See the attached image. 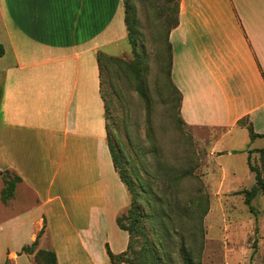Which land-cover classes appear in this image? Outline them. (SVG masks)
<instances>
[{
	"label": "crops",
	"instance_id": "0c3cea01",
	"mask_svg": "<svg viewBox=\"0 0 264 264\" xmlns=\"http://www.w3.org/2000/svg\"><path fill=\"white\" fill-rule=\"evenodd\" d=\"M177 17L169 77L182 123L223 129L222 140L246 131L247 150L263 148L264 0H178ZM0 29V178H20L0 198V264H33L40 249L57 264H110L106 244L127 249L116 217L130 195L108 146L96 53L127 42L124 2L0 0ZM44 225L34 253L21 252Z\"/></svg>",
	"mask_w": 264,
	"mask_h": 264
},
{
	"label": "rangeland",
	"instance_id": "374dc122",
	"mask_svg": "<svg viewBox=\"0 0 264 264\" xmlns=\"http://www.w3.org/2000/svg\"><path fill=\"white\" fill-rule=\"evenodd\" d=\"M126 1L136 46L109 49L124 63L101 62V93L118 166L134 177L133 168L144 185L138 200L144 218L131 236L130 264H144V248L152 249L156 264H185L186 257L192 264H264L262 148L247 150L246 131L222 140L223 129L182 123L167 43L178 0ZM254 187L248 206L244 191ZM19 264L32 263L22 257Z\"/></svg>",
	"mask_w": 264,
	"mask_h": 264
},
{
	"label": "trees",
	"instance_id": "16d2710c",
	"mask_svg": "<svg viewBox=\"0 0 264 264\" xmlns=\"http://www.w3.org/2000/svg\"><path fill=\"white\" fill-rule=\"evenodd\" d=\"M172 1V0H169ZM124 2V10H125V24H126V29H127V42H129L130 46L132 49H135V32L133 31V25L129 21V15H130V7L129 4L126 0H123ZM178 3H177V8L175 9V16L174 20L171 24V26L167 29V43H168V34L172 28H174L178 24ZM168 47L170 49L169 43ZM2 47L0 45V56L2 55ZM96 59L98 62L99 66V71H100V88H101V72H102V61H108V62H113L116 64H121L124 63V60L121 58H118L116 56H109L106 55L103 52H97L96 53ZM170 66H171V58H170V64H169V71H170ZM101 90V89H100ZM140 94L144 97L145 95L141 90H139ZM179 94V93H178ZM102 95V93H101ZM103 98V95H102ZM104 101V108H105V119H106V103ZM179 105H180V94H179ZM243 122V121H242ZM241 123V122H240ZM106 124H107V119H106ZM248 130L250 132V136L253 137H262L260 135H256L252 133L251 127L248 125ZM109 139V133H108V127H107V141ZM108 146L110 148V152L112 155V160L114 164V168L118 172V175L120 177V180L122 183L125 185L126 189L128 190V193L130 195V203L129 205L116 217V224L117 226L123 230L126 231L128 236H129V241L127 245V249L119 254H114L111 252L109 249L108 245H105L106 249V254L108 256L110 264H122V263H132L131 260L127 257L128 256V251L130 250V241H131V236L133 232L138 231V227L140 226L141 219L144 218L143 211L141 210V206L139 204V191H141L142 188H144V185L141 181V179L135 174V170L132 168V171L134 172V177L133 176H128L127 173L124 171H121L119 166H118V161H116V158L114 156V153L112 151V148L108 142ZM261 152L262 157H264V148L259 150ZM250 170L255 172V179L257 184L261 185V178L259 172L254 169L253 166H250ZM3 177V182H4V187L1 190V200L3 202H6L9 198L12 197L14 189L16 184L20 181V178L16 176L15 174L5 171L2 174ZM258 187H254L252 190L249 191H244L245 194V203L250 206V200L251 198L255 195ZM125 220H129V224H125ZM45 225L43 228L40 230V232L37 235V238L34 242H32L30 245L23 246L21 249V252L25 254H33L36 246H37V239L42 235L44 232ZM20 252V253H21ZM143 259H144V264H156L157 259L155 258V254L153 253L152 249L150 248L148 251L146 248H144L143 251ZM34 263L35 264H57L56 263V256L54 252L50 249L48 250H37L35 251L34 255ZM184 263L185 264H192L191 261L189 260L188 257L184 258ZM2 264H13L10 259H6V261Z\"/></svg>",
	"mask_w": 264,
	"mask_h": 264
}]
</instances>
